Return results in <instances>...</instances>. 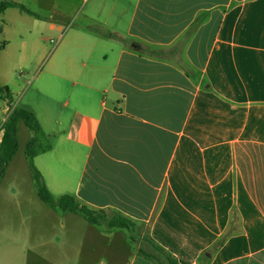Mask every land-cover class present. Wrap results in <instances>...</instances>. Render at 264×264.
<instances>
[{
  "label": "crops",
  "instance_id": "obj_1",
  "mask_svg": "<svg viewBox=\"0 0 264 264\" xmlns=\"http://www.w3.org/2000/svg\"><path fill=\"white\" fill-rule=\"evenodd\" d=\"M5 1L38 16L7 8L0 22L13 9L31 17L20 51L31 41L30 65L47 60L27 111L40 126L31 161L51 195L145 226L176 264H264V0ZM69 24L74 36L43 58L35 33ZM61 81L71 90L56 117ZM3 104L0 142L19 108ZM24 127L0 181V264H157L126 230L39 200L15 166L33 137L20 143Z\"/></svg>",
  "mask_w": 264,
  "mask_h": 264
},
{
  "label": "rangeland",
  "instance_id": "obj_2",
  "mask_svg": "<svg viewBox=\"0 0 264 264\" xmlns=\"http://www.w3.org/2000/svg\"><path fill=\"white\" fill-rule=\"evenodd\" d=\"M20 12L17 9L10 10L6 13V20L10 23L6 27L4 26V23L6 24L7 21L5 18L2 20V23L0 22V25H2V29H4V33H0V84L3 86H7L10 90L11 97H12V105L18 103V107L21 109L29 110V98L33 95V91L36 87V81L34 79L35 76L39 72H44L47 70V60L46 58L42 60V56L38 57L36 59L35 64L33 67L30 65V58L33 57V51H32V45L33 42L28 41L24 53H21V41L18 39V34L22 33L26 36V30L29 28V31H31V22L32 19L29 17V19L21 20L19 19ZM44 15V14H42ZM5 20V21H4ZM25 20H29V23L25 22ZM65 31L59 35L56 32H50L48 30H40L39 33H35L36 37H42L43 40L41 44L44 45V51L42 53L43 58L44 55L51 54L53 51L57 49V47L60 49L64 46H66V38H72L74 36V30H76V27L74 24L65 25ZM34 38V37H33ZM30 40V36H29ZM21 53V54H20ZM40 54V53H39ZM42 60V61H41ZM43 74V73H42ZM43 79H45L46 84L48 87L53 86L55 84V81L53 79L45 78V76L41 75V81L42 83ZM58 90H64V98L59 99L57 98V101L55 102L54 108L52 113L58 117V114L61 113L62 116L63 113L59 110H63L62 103L66 96L68 95V92L71 90L69 87V82L67 81H61L58 82V87L56 88V93L58 94ZM30 94V95H29ZM55 101V99H54ZM5 107L3 104V101H0V121L2 120V108ZM38 112V111H37ZM31 133L26 127L23 129H20L19 131V140L20 143H22L26 138L27 134ZM41 146L44 145V141H41ZM26 146V145H25ZM21 149H19L17 155H16V169L17 171H20L21 179L27 180L25 172H27V176L30 180L31 176L27 165V158L25 153V148L21 144ZM32 180V179H31ZM33 182V181H32ZM33 184V183H32ZM24 197L30 198L35 197L36 198V191L33 184V191L30 188L29 185H24ZM33 192V195H32ZM37 200V198H36ZM108 214V213H107ZM109 215V214H108ZM137 228L133 232L125 231V234H128L129 239L132 237L134 241H131L135 245H143L146 243V227L143 225H137ZM127 232V233H126ZM160 258L164 260V256L160 255Z\"/></svg>",
  "mask_w": 264,
  "mask_h": 264
},
{
  "label": "trees",
  "instance_id": "obj_3",
  "mask_svg": "<svg viewBox=\"0 0 264 264\" xmlns=\"http://www.w3.org/2000/svg\"><path fill=\"white\" fill-rule=\"evenodd\" d=\"M7 8H18L22 13L33 17H38L36 14L29 11L25 6L16 4L12 1H5L0 4V12H3ZM103 36L109 38L115 37L109 32H103ZM0 101H4L7 107L11 108L12 97L7 86L0 85ZM19 122H22L25 127L33 134V137L27 142L25 146V155L36 195L40 201L59 212L78 214L89 224L93 226H103L108 231L113 229H124L128 232H133L137 228L134 222L130 221L121 214L113 213L108 215L102 210H93L85 204L78 202L75 197L71 195H62L58 198H54L51 195L43 183L40 172L35 168L31 161L37 152L40 126L34 115L25 109H11L9 116L3 125L0 142V181L3 178L6 167L12 160L18 148L17 125ZM130 240L134 241L132 237ZM146 243L149 246L150 251H146V249L142 247L138 248V252L144 257L154 261L157 264H176L167 254L164 253L160 247L153 244L149 239H147V237ZM160 255L164 256V260L160 258Z\"/></svg>",
  "mask_w": 264,
  "mask_h": 264
}]
</instances>
